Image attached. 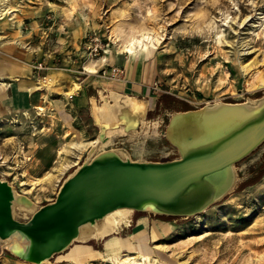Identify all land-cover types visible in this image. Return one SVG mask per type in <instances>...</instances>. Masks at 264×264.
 Here are the masks:
<instances>
[{
  "label": "rangeland",
  "instance_id": "obj_1",
  "mask_svg": "<svg viewBox=\"0 0 264 264\" xmlns=\"http://www.w3.org/2000/svg\"><path fill=\"white\" fill-rule=\"evenodd\" d=\"M0 2L11 6L0 26L17 27L16 38L31 52L23 64L29 70L21 75L40 85L24 90L25 103L17 102L12 85L5 95L0 92V175L34 204V211L53 201L63 182L99 153L138 161L181 158L170 135L176 113L217 101L264 99V87L248 89L252 71L242 68L257 62L252 70L264 73V0ZM115 31L118 41L111 38ZM143 31L148 47H135L131 59L121 44ZM90 59H102L94 72L86 69ZM130 59L148 64L149 89L139 97H152L154 103L144 118L138 116L136 127L112 131L99 122L96 105L114 103L115 93L135 95L121 89ZM114 66L123 67L122 76L112 74ZM80 91L92 96V106L79 107ZM62 162L70 167L59 172ZM233 164L232 185L196 213L135 209L131 225H121L108 241L74 239L45 261L18 255L10 247L12 238L0 237V264H118L109 255L119 252L107 251L117 239L123 255L141 262L144 253L155 264H264V137ZM48 173L56 177L40 184ZM34 211L17 204L14 216L27 221ZM142 220L146 228L133 232ZM77 247L88 249L85 258L68 257Z\"/></svg>",
  "mask_w": 264,
  "mask_h": 264
},
{
  "label": "water",
  "instance_id": "obj_2",
  "mask_svg": "<svg viewBox=\"0 0 264 264\" xmlns=\"http://www.w3.org/2000/svg\"><path fill=\"white\" fill-rule=\"evenodd\" d=\"M197 112L187 110L179 115L191 118ZM250 123L253 129L247 142L231 153L224 164L243 156L264 137V107L242 124ZM172 126L171 123L173 133ZM217 146L192 145L191 150L182 151L181 158L165 161H138L114 152L102 153L69 176L57 197L39 207L27 221L14 216L12 184L0 175V236L5 238L15 229H21L34 256L50 257L72 242L82 223L99 218L115 207L141 209L153 199L158 212L196 213L216 198V192L215 189L193 191L191 180L224 165L207 163Z\"/></svg>",
  "mask_w": 264,
  "mask_h": 264
},
{
  "label": "bare ground",
  "instance_id": "obj_3",
  "mask_svg": "<svg viewBox=\"0 0 264 264\" xmlns=\"http://www.w3.org/2000/svg\"><path fill=\"white\" fill-rule=\"evenodd\" d=\"M10 8L11 6L8 3L0 2V17L2 18L6 14H8V12H10ZM138 33L132 35H130L129 33V39L121 44V46L127 48V50L130 51V55L132 57L134 56L133 54L135 47L141 46L147 48L149 44V41L146 40V38H148L146 33H144V31L139 34ZM117 37L118 33L116 31L113 32L111 38L118 41ZM101 60L102 59H90L89 63L86 64V69H88V71L90 72L96 71L97 65L101 62ZM255 66H257V62H255V64L253 63L242 66L243 70L252 71L250 77L246 80V84L249 90H257L264 87V73L258 69L252 70L255 68ZM113 98L115 100L114 103H110L106 100L103 105H96V108L98 110L97 115L99 122L106 123L107 127H109L112 131L125 132L127 131V129L136 127L138 125L139 115L142 118L145 117L148 105L143 100L138 99L134 96L122 95L121 93H115V95H113ZM263 107L264 99H261L256 103L217 101L213 104L207 105L203 110H199L191 118H184L179 115V113H176L172 119L173 133L171 132L170 135L173 141L180 146L182 151L186 149L191 150V148H193L192 145L194 147L203 148L207 146L208 143L219 144L211 157L208 158L207 163L209 162L208 164H222L223 162L224 164V160L231 153L235 152V150L238 149L240 145L247 142V138L252 133L253 124L250 123L248 125H243L242 123H244L246 119H250ZM253 120L254 119L250 120L249 122ZM96 140L97 139H94L92 142H95ZM108 140L104 142H107ZM108 153L111 154L113 152ZM100 155H102V153H99L97 156ZM69 165V162H62L57 169L59 172H64L69 167ZM55 177L56 174L48 173L46 177L38 181L40 182V184L42 182H50ZM234 179L235 175L233 162L225 163L224 165L210 171L202 177L191 180V187H193V191L202 192L205 190L207 191V189H215L217 197L222 195L232 185ZM12 190L13 212L17 204L25 210L34 211V204H32L25 197L19 194L13 185ZM135 209L139 208H135L132 206H119L107 211L99 218L88 220L79 226L77 234L71 241H73L74 239L86 241L96 237H103L104 239L108 237L112 238L111 236L113 235V233L121 225H131V214ZM141 209L159 211L153 199H150L148 202H146V204ZM7 237L12 238L10 247L18 255L34 261H45L49 258V256L38 258L31 253L29 241L24 239V233L21 229H15ZM110 238H108L107 241ZM68 244H66V246ZM81 250H83L84 252L86 249ZM113 250H116L119 253H116L117 255L115 257L109 255V258L117 260L119 262L118 264H144V262H146L147 260L149 261L148 264H155L156 262L155 259H152L151 256L147 254L145 255L144 253H142V257L144 258L143 262H141L136 255L134 256L130 253H126L123 255L122 246L120 245L119 239L112 242L107 247L108 252ZM119 256H123L122 260H119ZM98 264L106 263L101 262Z\"/></svg>",
  "mask_w": 264,
  "mask_h": 264
},
{
  "label": "crops",
  "instance_id": "obj_4",
  "mask_svg": "<svg viewBox=\"0 0 264 264\" xmlns=\"http://www.w3.org/2000/svg\"><path fill=\"white\" fill-rule=\"evenodd\" d=\"M16 37L17 27H14V29H9L0 26V92L5 95L7 93L6 89L12 85V88L14 90V97L16 98L17 102L25 103L26 101H28V93L24 90L32 89L40 85H38L36 82H33L30 77L24 78L21 75L22 72H28L29 70L28 66L23 64L25 62L28 63L29 59H31V52L30 49L26 47L24 43H21ZM131 59L130 61L125 63L126 78L123 82H121V89H123L127 93H133V95L135 94L140 99L139 95H141V93H145L147 89H149L148 87H146V85L149 83V75L147 69L148 64L144 63L143 61H136V59L132 61ZM9 77H11L10 80ZM91 97L92 96L88 92L80 91L79 95L76 97L79 107L83 108L92 106L93 101ZM143 101L147 103L148 107L149 105L151 106V104L154 103L152 97L151 99L145 98ZM40 108H42V106ZM80 143L81 142L78 141V145H81ZM144 227L146 228V224L145 221L142 220L141 225L136 226L132 231L134 232L139 229L142 230V228ZM119 241L120 245L122 246V241ZM110 244L111 243L107 244V247ZM81 249L85 250L84 247H77V249L75 248L71 251L69 250L70 253H68L69 251H67L66 253H68L69 258L81 260L82 258H85L88 253V249H86L84 252Z\"/></svg>",
  "mask_w": 264,
  "mask_h": 264
},
{
  "label": "built area",
  "instance_id": "obj_5",
  "mask_svg": "<svg viewBox=\"0 0 264 264\" xmlns=\"http://www.w3.org/2000/svg\"><path fill=\"white\" fill-rule=\"evenodd\" d=\"M112 70H113L112 74H114L116 76H122L123 72H124V69L121 66H114V67H112ZM158 87H159V83L155 82V88H158Z\"/></svg>",
  "mask_w": 264,
  "mask_h": 264
}]
</instances>
